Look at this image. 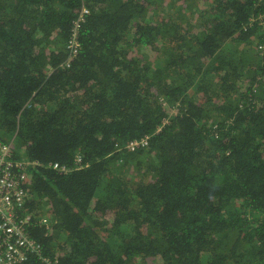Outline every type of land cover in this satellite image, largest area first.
<instances>
[{
	"label": "trees",
	"instance_id": "1",
	"mask_svg": "<svg viewBox=\"0 0 264 264\" xmlns=\"http://www.w3.org/2000/svg\"><path fill=\"white\" fill-rule=\"evenodd\" d=\"M154 2L0 0V138L37 164L17 264H264V0Z\"/></svg>",
	"mask_w": 264,
	"mask_h": 264
},
{
	"label": "built area",
	"instance_id": "2",
	"mask_svg": "<svg viewBox=\"0 0 264 264\" xmlns=\"http://www.w3.org/2000/svg\"><path fill=\"white\" fill-rule=\"evenodd\" d=\"M85 12L83 10L74 22L73 34L67 46L70 58L78 55L80 46L78 36ZM261 21V25H263L264 17L261 18ZM148 144L149 138L146 137L128 143L127 149L135 151L138 148L147 147ZM78 163H81V159H78ZM33 166L25 159L17 158L13 145L5 143L0 138V264L24 262L31 253L41 255L40 245L30 238L27 233L30 216L22 219L20 217V214H23L21 212L24 205H26L24 185L28 180L27 173ZM53 168L61 172L68 171L66 167L58 164H55ZM42 224L47 226L50 224L48 217L42 221ZM46 263L58 264L50 261Z\"/></svg>",
	"mask_w": 264,
	"mask_h": 264
},
{
	"label": "rangeland",
	"instance_id": "3",
	"mask_svg": "<svg viewBox=\"0 0 264 264\" xmlns=\"http://www.w3.org/2000/svg\"><path fill=\"white\" fill-rule=\"evenodd\" d=\"M155 1V2H154ZM176 1V2H174ZM153 0L155 4L154 10L159 11V15L156 17L157 20L162 18L174 17V19H180L184 16L183 8L185 5L192 4V11L196 12L198 8L203 9L206 7L208 0ZM196 5V6H195Z\"/></svg>",
	"mask_w": 264,
	"mask_h": 264
},
{
	"label": "clouds",
	"instance_id": "4",
	"mask_svg": "<svg viewBox=\"0 0 264 264\" xmlns=\"http://www.w3.org/2000/svg\"><path fill=\"white\" fill-rule=\"evenodd\" d=\"M83 10H85L86 11V9H83ZM87 12V11H86ZM85 12V13H86ZM81 14V13H80ZM80 16V15H79ZM79 16H77V18L79 17ZM263 16H261L260 18H259V21L261 20V18H262ZM77 56H75V57H72V58H70L69 57V54H68V59H67V62H66V66H70V63H71V61L74 59V58H76ZM126 148H127V146H126ZM23 159H25L26 161H28V162H30V163H32L34 166L31 168V170L27 173V178H28V180H27V182L30 180V178H31V175H32V170L36 167V163L35 162H33V161H31V160H29V159H27V158H23ZM78 159H81L80 157H78L77 158V163H78ZM55 164H53V165H51V167L53 168V166H54ZM59 165V164H58ZM62 167H66V166H63L62 165ZM67 168V167H66ZM53 170H55L56 172H58L59 174H62V175H64V174H67L68 173V171L67 172H61L60 170H57V169H54L53 168ZM27 182H25V184L27 183ZM25 186V185H24ZM27 199V198H26Z\"/></svg>",
	"mask_w": 264,
	"mask_h": 264
}]
</instances>
